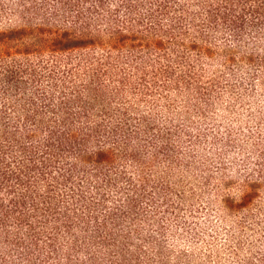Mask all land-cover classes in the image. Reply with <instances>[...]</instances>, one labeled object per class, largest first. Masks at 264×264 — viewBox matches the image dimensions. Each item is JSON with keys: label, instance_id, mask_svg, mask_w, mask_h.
I'll use <instances>...</instances> for the list:
<instances>
[{"label": "trees", "instance_id": "1", "mask_svg": "<svg viewBox=\"0 0 264 264\" xmlns=\"http://www.w3.org/2000/svg\"><path fill=\"white\" fill-rule=\"evenodd\" d=\"M0 264H264V0H0Z\"/></svg>", "mask_w": 264, "mask_h": 264}]
</instances>
